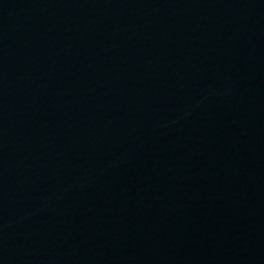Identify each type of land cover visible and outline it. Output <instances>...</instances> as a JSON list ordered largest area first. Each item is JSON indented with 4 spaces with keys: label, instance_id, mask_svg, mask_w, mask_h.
I'll list each match as a JSON object with an SVG mask.
<instances>
[{
    "label": "water",
    "instance_id": "1",
    "mask_svg": "<svg viewBox=\"0 0 264 264\" xmlns=\"http://www.w3.org/2000/svg\"><path fill=\"white\" fill-rule=\"evenodd\" d=\"M0 264H264V0H0Z\"/></svg>",
    "mask_w": 264,
    "mask_h": 264
}]
</instances>
